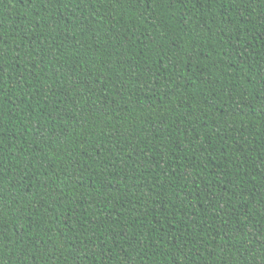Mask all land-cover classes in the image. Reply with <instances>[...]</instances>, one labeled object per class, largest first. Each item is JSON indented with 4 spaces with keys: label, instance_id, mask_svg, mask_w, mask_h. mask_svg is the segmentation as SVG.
I'll return each mask as SVG.
<instances>
[{
    "label": "trees",
    "instance_id": "trees-1",
    "mask_svg": "<svg viewBox=\"0 0 264 264\" xmlns=\"http://www.w3.org/2000/svg\"><path fill=\"white\" fill-rule=\"evenodd\" d=\"M0 264H264V0H0Z\"/></svg>",
    "mask_w": 264,
    "mask_h": 264
}]
</instances>
